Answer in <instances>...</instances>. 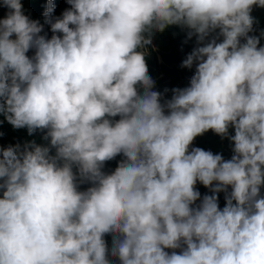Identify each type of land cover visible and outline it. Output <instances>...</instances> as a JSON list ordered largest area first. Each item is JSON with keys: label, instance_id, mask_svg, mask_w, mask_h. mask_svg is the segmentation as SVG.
Returning a JSON list of instances; mask_svg holds the SVG:
<instances>
[{"label": "clouds", "instance_id": "clouds-1", "mask_svg": "<svg viewBox=\"0 0 264 264\" xmlns=\"http://www.w3.org/2000/svg\"><path fill=\"white\" fill-rule=\"evenodd\" d=\"M67 2L55 22L48 2L52 37L21 0L0 5L9 9L0 19V114L27 127L26 140L44 130L50 139L0 149V264H109L108 234L120 264H264V47L249 36L264 0ZM217 29L223 41L181 65L197 63L190 87L162 105L145 60L151 33L179 43L190 30L203 44ZM230 126V160L189 151L197 136L225 138ZM197 182L213 195L192 207ZM229 187L221 210L217 194Z\"/></svg>", "mask_w": 264, "mask_h": 264}, {"label": "trees", "instance_id": "trees-1", "mask_svg": "<svg viewBox=\"0 0 264 264\" xmlns=\"http://www.w3.org/2000/svg\"><path fill=\"white\" fill-rule=\"evenodd\" d=\"M49 0H21L23 5V12L30 20L39 21L43 26V31L40 35H45L46 37H52L53 32L51 30V25L45 23V12L47 10ZM54 5V12L51 14L50 19L55 22L56 19L62 18L63 13L66 10L71 9V5L67 0H52ZM0 5H2V0H0ZM9 9L7 7L0 6V19L6 18ZM251 15L254 18L253 31L249 33V36H255L259 38V47H264V7L254 5L251 11ZM189 31L185 33L179 43H175L174 39L168 40L169 34L166 30L153 31L151 34L153 37L152 44L147 46V53L145 55V60L148 68V74L154 81L153 91L161 94L160 103L163 105L166 101L171 100L173 96L174 89H185L190 87V81L197 69V63L194 62L191 68L182 67L183 61L187 58L191 52L199 47L204 46L210 42L213 38H216V42L220 43L223 41V37L219 36V30L211 33L204 41L203 44H198L197 37L191 36L189 38ZM62 37L61 33H55ZM13 39L15 37H12ZM246 40L241 39V43H245ZM29 58H31L30 51L26 53ZM143 92V89H139ZM165 114H168L167 109H165ZM114 121L120 119L119 116L110 118ZM28 133L27 127L16 129L10 123L3 114H0V149H7L9 146L15 147L19 145L21 150L24 146L34 142L38 146L49 147L50 139L45 140L44 136L47 134V130L43 133L40 131L34 132L32 135L27 134L28 139L26 140L25 134ZM235 130L233 127H229L228 137L222 138L217 135L214 131L208 130L200 136H197L193 143L189 146V151L192 148H200L205 151H211L213 154L222 155L224 160H230L233 153L234 144L229 137L234 136ZM32 136V137H31ZM53 151V152H52ZM50 155H55V149L53 148ZM122 154L117 155L113 160L104 163L102 171L105 174H112L119 164L124 160ZM73 172L78 175L77 169L73 168ZM90 188V182H85L79 184V191H87ZM195 189L200 193V199H198L192 207H197L204 196L213 195L210 188H206L202 183L197 182ZM232 191L231 187L227 189V193L220 192L218 196V205L222 210L226 206V194H230ZM260 195L264 197V186L260 189ZM0 198H3V190H0ZM106 242L108 249L107 259L109 264H120L118 258L111 255V250L113 247V236L108 234L103 237ZM165 251L171 252V249H165ZM178 254L180 249L175 250Z\"/></svg>", "mask_w": 264, "mask_h": 264}]
</instances>
